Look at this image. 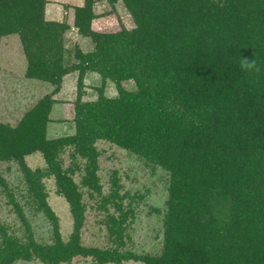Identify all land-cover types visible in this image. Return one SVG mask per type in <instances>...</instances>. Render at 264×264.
<instances>
[{
	"label": "trees",
	"instance_id": "trees-1",
	"mask_svg": "<svg viewBox=\"0 0 264 264\" xmlns=\"http://www.w3.org/2000/svg\"><path fill=\"white\" fill-rule=\"evenodd\" d=\"M79 1L69 27L44 18L46 0H0V38L16 35L25 76L52 86L14 128L0 123V162L21 166L24 204L49 220V243L34 240L7 189L23 231L16 236L0 223V264H68L76 256L94 264H264V0H103L120 2L133 23L115 32L93 30L95 0ZM70 28L92 49L65 50ZM241 57L255 59L259 71L242 69ZM74 72L73 132L48 139L51 97ZM87 72L99 83L95 99L83 101ZM108 83L113 96L105 95ZM96 141L167 173L158 253L121 250L134 198L121 192L115 171L100 195ZM64 148L72 169L61 167ZM35 152L45 167L32 172L24 158ZM74 170L81 172L78 183ZM50 176L68 205L66 240L40 183ZM84 190L99 196L109 247L80 245Z\"/></svg>",
	"mask_w": 264,
	"mask_h": 264
},
{
	"label": "rangeland",
	"instance_id": "rangeland-1",
	"mask_svg": "<svg viewBox=\"0 0 264 264\" xmlns=\"http://www.w3.org/2000/svg\"><path fill=\"white\" fill-rule=\"evenodd\" d=\"M44 18L56 22L65 21L71 27L73 7L80 6L79 0H46ZM95 19L91 23L97 32H115L120 28L126 30L133 27L130 16L120 2L113 7L103 0H95L93 4ZM76 45L79 50L86 52L92 49L88 39L81 38L73 28L64 33V48L72 54ZM70 54V55H71ZM72 56V55H71ZM70 63L72 57H66ZM26 59L22 53L20 42L16 35L0 38V123L14 128L22 116L39 100L49 95L52 86L43 81L27 78L25 76ZM76 72L66 74L62 79L60 94L57 95L58 104L52 107L49 114L50 122L46 126V138H59L73 132L72 102L75 99ZM99 83L95 73L87 72L83 79V101L95 99L94 88ZM130 89L131 84H123ZM115 94L111 84H107L106 96ZM96 149L100 152L97 159V177L100 186V195L107 193L109 178L113 171L119 179L121 192H128L133 196V215L127 224L126 237L121 250H129L135 255L156 254L161 247L162 212L166 200L165 188L168 176L158 167H151L143 163L134 155L128 154L119 148L104 141H96ZM69 149L64 148L59 154L61 167L72 169L71 159L68 157ZM26 167L34 172L43 169L45 164L39 153L24 158ZM80 161L73 164L79 165ZM80 167V166H79ZM19 163L9 160L0 162V223L5 224L9 231L16 236L22 234V220L16 214L13 205L8 202L5 195L7 189L22 208L23 219L29 226L30 232L36 242L49 243L51 224L41 213L32 210L30 205L24 204L27 186ZM81 172L74 170L73 180L78 183ZM40 183L46 193V203L57 220L59 236L66 240L71 231V218L68 205L63 197L56 195L53 176L40 178ZM140 196V199H135ZM99 196L89 197L84 190L82 201L85 204V220L80 230V245L83 247H109L111 242L102 225L103 216L96 209ZM158 211V212H156ZM89 257H73L68 264H94ZM15 264H40L38 261L17 262ZM122 264H139L132 261Z\"/></svg>",
	"mask_w": 264,
	"mask_h": 264
},
{
	"label": "clouds",
	"instance_id": "clouds-1",
	"mask_svg": "<svg viewBox=\"0 0 264 264\" xmlns=\"http://www.w3.org/2000/svg\"><path fill=\"white\" fill-rule=\"evenodd\" d=\"M240 65H241V68L244 69V70H249V71L255 70L257 72L259 71V68L256 65L255 59L254 60H249L247 58H242L241 57Z\"/></svg>",
	"mask_w": 264,
	"mask_h": 264
},
{
	"label": "crops",
	"instance_id": "crops-1",
	"mask_svg": "<svg viewBox=\"0 0 264 264\" xmlns=\"http://www.w3.org/2000/svg\"><path fill=\"white\" fill-rule=\"evenodd\" d=\"M70 74V73H69ZM68 75V74H67ZM66 76V75H65ZM64 78V76L62 77V79ZM62 83V82H61ZM61 87V86H60ZM58 94H60V88H59V91L56 93V94H54L51 98L54 100V104L52 105V107L55 105V104H58V101H57V99H58V97H57V95ZM52 107H51V110H52ZM51 112V111H50ZM49 119H50V117H49Z\"/></svg>",
	"mask_w": 264,
	"mask_h": 264
}]
</instances>
